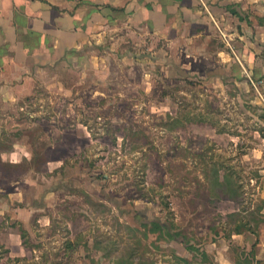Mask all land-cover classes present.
Returning <instances> with one entry per match:
<instances>
[{"label": "rangeland", "instance_id": "obj_1", "mask_svg": "<svg viewBox=\"0 0 264 264\" xmlns=\"http://www.w3.org/2000/svg\"><path fill=\"white\" fill-rule=\"evenodd\" d=\"M153 63L150 57L136 64L118 60L112 69L88 67L82 75L66 68L67 91L41 86L35 104L9 111L16 119L32 115L34 123L3 125L23 132L15 139L31 151L18 164L0 160V195L17 185L37 192L24 182L28 178L39 189L57 191L55 225L85 231L100 246L75 251L70 243L55 250L72 264H229L239 252L241 236L232 231L245 214L236 209L253 198L249 178L256 161L243 158L239 143L209 124L235 130L241 108L225 103L230 95L224 90L209 97L188 78L163 82ZM254 139L247 133L244 145ZM13 140L7 136L0 146ZM227 173L230 193L241 201L223 200L217 187L211 190L215 176Z\"/></svg>", "mask_w": 264, "mask_h": 264}, {"label": "crops", "instance_id": "obj_2", "mask_svg": "<svg viewBox=\"0 0 264 264\" xmlns=\"http://www.w3.org/2000/svg\"><path fill=\"white\" fill-rule=\"evenodd\" d=\"M142 57L153 59L163 82L188 78L209 97L224 90L230 95L225 103L240 106L237 129L209 124L239 143L243 158L256 161L249 178L253 198L236 209L245 214L240 232L232 231L241 236L239 252L227 263L264 264V0H0V140L14 137L10 146H0V155L15 151L20 162L28 159L27 142L18 140L23 132L3 125L34 123L32 115L16 119L9 111L35 104L41 86L67 91L62 70L75 68L82 75L88 67L112 69L118 60L136 64ZM152 68L144 74L151 76ZM247 133L253 144L244 145ZM24 182L39 191L27 193L17 185L0 195V264H72L55 251L70 243L75 251L100 250L91 234L70 230L68 222L67 229L55 225L57 191L39 189L30 178ZM230 248L225 244L223 250Z\"/></svg>", "mask_w": 264, "mask_h": 264}, {"label": "trees", "instance_id": "obj_3", "mask_svg": "<svg viewBox=\"0 0 264 264\" xmlns=\"http://www.w3.org/2000/svg\"><path fill=\"white\" fill-rule=\"evenodd\" d=\"M228 175H229V173H227V174H223V177H222V179H220L219 178V174H217L216 176H215V182H214V184L215 185H211V190L213 191V189H214V187H217L218 188V193H221L222 192V194H227L228 196H230L231 198H238L237 197V195H234V194H232V193H230L231 192V190H232V186L230 185V183H228L229 181H228ZM237 186V185H236ZM214 190H216V189H214ZM215 192V191H214ZM217 192V191H216ZM155 224L158 226V227H161V225L159 224V223H156L155 222ZM240 225L237 223V224H235L234 225V228H233V230H235L236 232H240V227H239ZM170 235V234H169ZM171 236H173V234H171Z\"/></svg>", "mask_w": 264, "mask_h": 264}, {"label": "clouds", "instance_id": "obj_4", "mask_svg": "<svg viewBox=\"0 0 264 264\" xmlns=\"http://www.w3.org/2000/svg\"><path fill=\"white\" fill-rule=\"evenodd\" d=\"M17 146L14 145V148H16ZM25 156L28 155L27 152L24 153ZM0 159H3L7 162H10V163H13V164H18L20 163V159H19V156L17 154V152H13L11 153L10 155L9 154H3V155H0Z\"/></svg>", "mask_w": 264, "mask_h": 264}]
</instances>
